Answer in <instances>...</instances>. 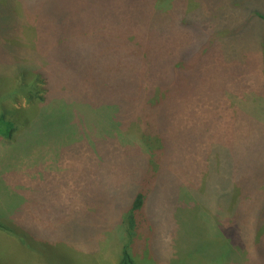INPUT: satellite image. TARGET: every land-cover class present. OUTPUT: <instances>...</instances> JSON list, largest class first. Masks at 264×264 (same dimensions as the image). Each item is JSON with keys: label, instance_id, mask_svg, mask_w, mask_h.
Returning a JSON list of instances; mask_svg holds the SVG:
<instances>
[{"label": "rangeland", "instance_id": "obj_1", "mask_svg": "<svg viewBox=\"0 0 264 264\" xmlns=\"http://www.w3.org/2000/svg\"><path fill=\"white\" fill-rule=\"evenodd\" d=\"M258 14L0 0V264H264Z\"/></svg>", "mask_w": 264, "mask_h": 264}, {"label": "trees", "instance_id": "obj_2", "mask_svg": "<svg viewBox=\"0 0 264 264\" xmlns=\"http://www.w3.org/2000/svg\"><path fill=\"white\" fill-rule=\"evenodd\" d=\"M155 1V0H153ZM156 2H153V7L155 6ZM259 15V14H258ZM262 17L261 15H259ZM263 18V17H262ZM264 19V18H263ZM263 53H264V37H263ZM14 131V126L11 122L6 121L3 117L0 118V136L3 138H9L12 132ZM152 179H149L148 186L146 189H141L135 197L134 203H133V211L132 214L134 216V213L137 212L142 206H144L145 197L147 195V190H149L152 185ZM3 229V228H0ZM124 253V252H123ZM223 257V254H222ZM220 259L215 260V263L213 264H219ZM118 264H134L131 259L128 257L127 254H123L121 260Z\"/></svg>", "mask_w": 264, "mask_h": 264}, {"label": "crops", "instance_id": "obj_3", "mask_svg": "<svg viewBox=\"0 0 264 264\" xmlns=\"http://www.w3.org/2000/svg\"><path fill=\"white\" fill-rule=\"evenodd\" d=\"M260 20V19H259ZM262 36V37H261ZM261 36L259 37V46H260V56H261V63L262 67H264V53H263V37H264V32H261ZM262 38V39H261Z\"/></svg>", "mask_w": 264, "mask_h": 264}]
</instances>
